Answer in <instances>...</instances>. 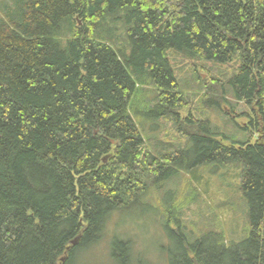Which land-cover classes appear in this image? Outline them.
<instances>
[{
    "label": "trees",
    "instance_id": "trees-1",
    "mask_svg": "<svg viewBox=\"0 0 264 264\" xmlns=\"http://www.w3.org/2000/svg\"><path fill=\"white\" fill-rule=\"evenodd\" d=\"M0 9V264H85L80 253L134 208L169 237L165 264H264V0H11ZM175 53L196 66L197 112ZM160 121L172 137L145 132ZM233 164L239 203L200 212L198 169L223 177ZM192 204L204 216L242 204V236L228 238L208 217L200 231L186 224ZM109 237L113 264L150 263L128 237Z\"/></svg>",
    "mask_w": 264,
    "mask_h": 264
},
{
    "label": "rangeland",
    "instance_id": "rangeland-1",
    "mask_svg": "<svg viewBox=\"0 0 264 264\" xmlns=\"http://www.w3.org/2000/svg\"><path fill=\"white\" fill-rule=\"evenodd\" d=\"M4 3H11V0H0V6H2ZM171 60L172 64L175 67L177 75L182 78V83H186L184 84L185 89H187L191 95V91H193L194 88L192 85L193 80L190 79V74L193 69L196 68L193 63V60L185 58L184 56L178 53L173 54ZM197 68L199 69L198 72H200L203 77H206L205 71L199 66ZM190 97L192 98L191 107L194 109L195 104L199 102L200 95H191ZM237 108L238 110H242L243 106L239 103ZM197 110L198 109H194L193 111L197 112ZM208 111L209 112H207V114L215 122L220 120L222 121L225 116H221L220 114L217 115V112H212L210 111V109ZM237 119L238 121H241L239 117ZM145 127V132H148L149 134H157L163 139H168L169 137H172L175 131L174 127L169 121H160L158 122L157 126ZM241 136L248 137V133H242L239 138H241ZM225 170H227L228 172L222 177L220 173L223 172V169L221 171H217V173L215 174H211L212 172L210 173L207 170H204L203 168L198 169L197 172L200 177L198 181L194 180L193 183L195 185H202L201 187L199 186V188L200 193L202 192V198H204L205 200L203 201L204 203H202L200 206V212H203V210L208 204L216 208L217 203H220L222 201L227 202L228 199L232 200L231 203H239V197L236 198V195L233 192L235 191L234 185L237 182L238 168L235 164H233L227 165V169L225 168ZM176 194L177 193L175 192L174 195ZM205 203L207 205H205ZM236 206L237 208L235 211L233 210L234 208L232 206H229L228 210L227 208L220 209L223 211H220L217 208V217V212L207 211L205 212V216L204 214H200L199 212H197V205L192 204L185 208L184 211L182 210V217L186 224L190 225L191 227L193 226L197 228L199 231L202 230L204 227H207V225L202 228L200 225L198 226L197 221L199 220V218L208 217L209 219L205 222L213 224L214 227L223 228L228 238L239 239L242 236L241 234L243 233L242 229L244 228L245 220L243 216L242 204ZM146 213L147 212L143 213L138 209L134 208L130 212H127L123 215V220L115 219L114 222L117 223V225L113 226H115L116 229L114 230L113 234H110V237H128L134 243L133 249H135L136 251H142L146 259L150 262L149 264H165L162 248H165L166 243H168L169 241V237L165 235L164 231H162L159 224L155 222L154 217H149V214ZM217 219L218 221L217 223H215ZM109 226L110 224L108 223L105 235L103 236L101 241L98 244L89 248L91 249V251H85L80 253V256L82 258V260H80L81 262L83 261L85 264H113V261L109 257V232H107ZM186 230L188 231L190 230V228Z\"/></svg>",
    "mask_w": 264,
    "mask_h": 264
},
{
    "label": "water",
    "instance_id": "water-1",
    "mask_svg": "<svg viewBox=\"0 0 264 264\" xmlns=\"http://www.w3.org/2000/svg\"><path fill=\"white\" fill-rule=\"evenodd\" d=\"M76 242V239H73L72 241H71V244H74ZM63 258H61V260H62Z\"/></svg>",
    "mask_w": 264,
    "mask_h": 264
}]
</instances>
